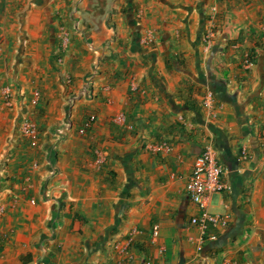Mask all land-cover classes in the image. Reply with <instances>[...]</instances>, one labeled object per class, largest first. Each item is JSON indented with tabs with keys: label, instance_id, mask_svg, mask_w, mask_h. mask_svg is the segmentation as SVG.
Here are the masks:
<instances>
[{
	"label": "crops",
	"instance_id": "crops-1",
	"mask_svg": "<svg viewBox=\"0 0 264 264\" xmlns=\"http://www.w3.org/2000/svg\"><path fill=\"white\" fill-rule=\"evenodd\" d=\"M7 84L0 264H264V0H0ZM207 146L230 221L199 252Z\"/></svg>",
	"mask_w": 264,
	"mask_h": 264
},
{
	"label": "built area",
	"instance_id": "built-area-1",
	"mask_svg": "<svg viewBox=\"0 0 264 264\" xmlns=\"http://www.w3.org/2000/svg\"><path fill=\"white\" fill-rule=\"evenodd\" d=\"M68 40V39H67ZM3 97L9 103L11 99V90L4 87L2 90ZM95 117L91 116L88 123L94 122ZM67 125L56 128V134L61 135L65 132ZM21 131L24 136L31 140H37L39 131L36 124L30 120L22 123ZM224 168L218 159L215 148L205 147L197 156L190 179L187 183L186 190L189 198L198 206L199 213L193 215L190 219L191 224L198 227L199 233L194 237L197 251H203L206 244L217 239V234L211 230L218 224L227 225L230 221L228 214H216L209 211L211 197L214 193L223 192L230 189V186L223 179ZM3 208L0 207V213ZM155 237L159 234V226L153 227ZM133 236L129 242H132Z\"/></svg>",
	"mask_w": 264,
	"mask_h": 264
},
{
	"label": "rangeland",
	"instance_id": "rangeland-1",
	"mask_svg": "<svg viewBox=\"0 0 264 264\" xmlns=\"http://www.w3.org/2000/svg\"><path fill=\"white\" fill-rule=\"evenodd\" d=\"M66 33H67V32H66ZM67 34H68V33H67ZM67 34H64L66 41L69 40V36H68ZM67 39H68V40H67ZM4 87H9L10 90L12 91V87L10 86V84L3 85V86H1V91H0V95H1V96H3V94H2V90H3ZM5 102L8 103L7 100H5ZM10 102H11V101H9V103H10ZM28 120L32 121L31 119H28ZM38 131H39V130H38ZM25 137H26V136H25ZM38 137H39V135H38Z\"/></svg>",
	"mask_w": 264,
	"mask_h": 264
}]
</instances>
